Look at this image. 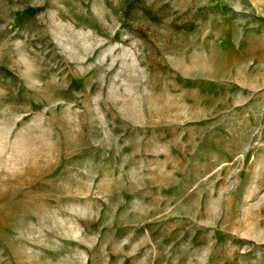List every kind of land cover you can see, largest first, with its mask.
<instances>
[{"label": "rangeland", "instance_id": "rangeland-1", "mask_svg": "<svg viewBox=\"0 0 264 264\" xmlns=\"http://www.w3.org/2000/svg\"><path fill=\"white\" fill-rule=\"evenodd\" d=\"M0 264H264V0H0Z\"/></svg>", "mask_w": 264, "mask_h": 264}]
</instances>
